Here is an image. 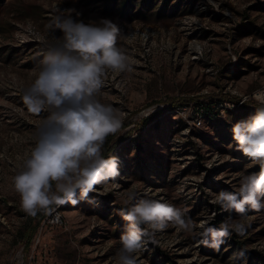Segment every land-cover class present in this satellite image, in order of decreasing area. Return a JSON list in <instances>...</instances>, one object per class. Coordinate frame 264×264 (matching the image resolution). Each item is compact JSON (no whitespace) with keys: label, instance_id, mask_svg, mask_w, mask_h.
<instances>
[{"label":"rangeland","instance_id":"rangeland-1","mask_svg":"<svg viewBox=\"0 0 264 264\" xmlns=\"http://www.w3.org/2000/svg\"><path fill=\"white\" fill-rule=\"evenodd\" d=\"M107 2L0 3V264H115L125 227L119 211L129 206V191L137 200L174 204L197 225L207 220L219 228L229 217L240 219L211 201L221 190L235 191L238 174L259 171L237 150L231 127L254 115L260 107L256 97L264 96V0H214L218 7L208 0H136L132 12L142 2L147 13L156 7L145 19L123 15L120 5L105 11ZM71 8L85 23L109 19L117 24L118 46L135 61L130 73L109 71L98 97L124 113L121 131L108 136L102 148L104 155L106 143L116 146L108 157L120 158V175L97 186L102 194H89L94 203L59 207L63 223H38L21 209L12 177L17 157L31 151L49 114L29 113L21 88L35 79L46 55L49 20ZM28 22L38 35L21 43L16 34H27ZM223 96L227 100L218 104ZM152 109L157 115L144 124V113ZM243 223L245 233L233 232L219 250L199 243V227L184 233L169 226L155 234V242L145 238L139 259L168 264L159 248L179 264H264L233 242L264 256V209H249Z\"/></svg>","mask_w":264,"mask_h":264},{"label":"clouds","instance_id":"clouds-1","mask_svg":"<svg viewBox=\"0 0 264 264\" xmlns=\"http://www.w3.org/2000/svg\"><path fill=\"white\" fill-rule=\"evenodd\" d=\"M208 3L218 7L214 0ZM80 15L71 8L51 17L46 29L52 39L45 42L47 52L41 67L31 84L21 88L29 113L49 114L37 130L31 151L17 157L20 163L12 177L21 209L32 217L39 212L52 215L66 204L94 203L89 194H102L97 186L114 183L120 175V158H105L102 148L108 136L121 131L124 113L98 97L109 71L130 73L135 61L118 46L122 31L117 24L109 19L85 23ZM25 31L27 34H16L21 43L29 35H38L31 22ZM195 50L202 51L199 45ZM256 99L260 105L256 113L234 123L231 133L237 150L258 165L259 171L238 174V188L233 192L221 190L211 201L225 211L234 210L240 219L229 217L219 228L207 220L197 225L174 204L151 198L137 200L136 192L129 191L125 200L129 206L119 211L125 227L115 264H143L139 258L145 250V238L155 242V234L169 226L184 233L199 227V243L216 250L233 232L245 233L243 219L248 210L264 209V96ZM154 111L146 110L144 118Z\"/></svg>","mask_w":264,"mask_h":264},{"label":"trees","instance_id":"trees-1","mask_svg":"<svg viewBox=\"0 0 264 264\" xmlns=\"http://www.w3.org/2000/svg\"><path fill=\"white\" fill-rule=\"evenodd\" d=\"M1 1L2 0H0V3H1ZM118 1L119 0H108L105 11H112L118 5H120L121 6V13L123 15H128V13H129V14H131L133 16L134 15L137 16L136 18H141V19L144 18L145 19V18L149 17L150 14H153L154 13L153 10L156 8V7H154L153 9L149 10V13H147L145 11V4H144V2H142V3L139 4V6H137V8H135L136 10L132 12V8L135 7V1L136 0H121L120 2H118ZM156 1H158V0H155V2H153V4L156 3ZM226 100H227V98L225 96H223L222 98H220L218 104L220 102H224ZM156 115H157V112L152 113L149 117L143 119V123L144 124L147 123L148 120L151 117L156 116ZM106 145H107L106 148L107 147L108 148L105 150V154H104V157L105 158L108 157L109 153L112 150L116 149V146L115 145L108 146L107 143H106ZM45 217H46V214H44L43 212H39L37 214V216H35L33 218L36 219L38 221V223H40ZM36 229H37V226H35L33 228V230L31 231V233H33ZM235 237H236V234H235ZM233 242L235 243L236 248L239 249L240 251L245 252V253H247L248 255H251V256H254V255L256 256L257 255V256H260L261 258L264 259V256H262L257 251H254V250L246 251V250H244V243L243 242L238 241L236 239H233ZM157 251L160 253V255H162L167 260L168 264H179L176 260L170 258L167 254L163 253L159 248H157Z\"/></svg>","mask_w":264,"mask_h":264},{"label":"built area","instance_id":"built-area-1","mask_svg":"<svg viewBox=\"0 0 264 264\" xmlns=\"http://www.w3.org/2000/svg\"><path fill=\"white\" fill-rule=\"evenodd\" d=\"M199 123V122H198ZM58 215V209L55 213H53L52 215H48L46 216L44 219H45V222H51V223H56V224H59V223H63L62 221H60V219L56 218Z\"/></svg>","mask_w":264,"mask_h":264}]
</instances>
